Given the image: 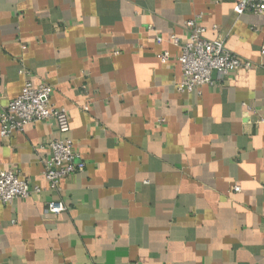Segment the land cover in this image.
Returning <instances> with one entry per match:
<instances>
[{
	"label": "crops",
	"instance_id": "obj_1",
	"mask_svg": "<svg viewBox=\"0 0 264 264\" xmlns=\"http://www.w3.org/2000/svg\"><path fill=\"white\" fill-rule=\"evenodd\" d=\"M237 1L0 0L1 103L49 85L85 163L52 188L54 122L0 136L32 190L0 203V264H264V16ZM191 19L250 68L177 90Z\"/></svg>",
	"mask_w": 264,
	"mask_h": 264
},
{
	"label": "built area",
	"instance_id": "obj_2",
	"mask_svg": "<svg viewBox=\"0 0 264 264\" xmlns=\"http://www.w3.org/2000/svg\"><path fill=\"white\" fill-rule=\"evenodd\" d=\"M246 11L264 16V0H238L234 12L241 14ZM185 26L188 33L183 42H179L174 35L168 39L180 50L177 59L182 70V79L177 85V90L192 92L203 85L212 84L214 71L224 76L239 68H250L248 61L241 60L226 49L221 38L206 39L203 36L205 28L195 20H187ZM156 40L159 43L163 41L162 37H157ZM260 52L264 54V44ZM158 58L166 63L169 53L163 51L158 54ZM50 94L49 85L41 83L33 86L30 81L24 82L18 96L5 103H1L0 94V136L8 138L13 133L23 131L28 124L53 121L57 134L48 143L50 152L43 161V175L52 188H57L62 178L83 170L85 163L80 160L69 136L70 125L66 109L54 107L50 102ZM235 190H238V187ZM31 193L28 181L18 173L11 170L0 172V203H10L15 198H27ZM66 209L63 202L50 201L45 211L59 214Z\"/></svg>",
	"mask_w": 264,
	"mask_h": 264
}]
</instances>
